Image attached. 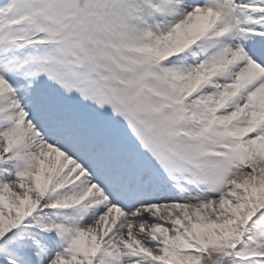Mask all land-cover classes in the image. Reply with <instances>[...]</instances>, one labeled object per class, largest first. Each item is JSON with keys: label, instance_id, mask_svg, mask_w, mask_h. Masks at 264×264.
Here are the masks:
<instances>
[{"label": "snow or ice", "instance_id": "6c2138e0", "mask_svg": "<svg viewBox=\"0 0 264 264\" xmlns=\"http://www.w3.org/2000/svg\"><path fill=\"white\" fill-rule=\"evenodd\" d=\"M0 264H264V0H0Z\"/></svg>", "mask_w": 264, "mask_h": 264}]
</instances>
